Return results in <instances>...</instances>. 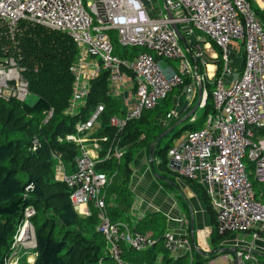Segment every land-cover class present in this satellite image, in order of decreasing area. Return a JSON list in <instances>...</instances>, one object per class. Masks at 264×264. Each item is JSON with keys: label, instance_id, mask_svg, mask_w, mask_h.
Instances as JSON below:
<instances>
[{"label": "built area", "instance_id": "2783aa9c", "mask_svg": "<svg viewBox=\"0 0 264 264\" xmlns=\"http://www.w3.org/2000/svg\"><path fill=\"white\" fill-rule=\"evenodd\" d=\"M163 4L166 12L160 11L157 17L144 0H90L85 6L82 0H0V25L12 36L21 21H28L72 41L78 53L69 68L73 83L65 115H76L87 98L88 82L100 74L106 77L109 96L123 95L125 113L109 119L116 135L100 161L122 156L124 150L116 136L127 122L139 119L143 111L156 108L171 91L184 86V77L190 76L197 83L202 80L197 68L198 63L207 65L204 55L198 47L188 49L195 62L191 66L171 25H183L204 35L219 49L222 62L220 75L213 78V113L201 129L187 132L167 150V165L179 177L204 186L219 234L253 232L258 238L256 231L264 233V205L255 198L244 160L252 163L254 180L264 186V25L249 0H163ZM111 33L121 48L143 51L131 59L117 57ZM234 41L243 45L244 52L243 69L237 78H231L228 61L229 44ZM151 54L160 60H179L178 71L164 70ZM128 90L132 94L126 95ZM29 94L16 59H0V99L24 102ZM102 112L103 106H96L84 121L75 124L73 134L58 138V142L71 143L77 149L73 171L67 174L59 170L58 181L69 189V201L79 216L88 217L89 207H93L97 231L103 235L110 257L116 264H126L120 245L140 252L154 242L125 223H112L107 215L101 190L109 177L96 169L98 159L82 144V137L97 127ZM51 115L49 112L44 121ZM100 141L106 143L108 138ZM37 147L34 140L32 149ZM34 215L32 206L24 208L4 264H19L18 257L35 248ZM162 243L168 252L179 248L190 251L188 238L172 230L163 234ZM255 262L249 250H239L228 264Z\"/></svg>", "mask_w": 264, "mask_h": 264}, {"label": "trees", "instance_id": "16d2710c", "mask_svg": "<svg viewBox=\"0 0 264 264\" xmlns=\"http://www.w3.org/2000/svg\"><path fill=\"white\" fill-rule=\"evenodd\" d=\"M254 10L257 16L261 13L258 9ZM213 47L220 56L215 73V77H218L222 66L221 54L215 45ZM77 53L72 41L60 32L21 21L16 32L10 36L0 25V59H16L28 82L30 94L36 96L33 105L13 98L0 99V264H4L9 255L13 236L26 206H32L35 210L31 219L35 236L33 264H116L108 253L103 235L97 231L96 211L92 209L88 217L79 216L69 201V189L54 179L55 159L59 156L64 165L73 169V158L77 153L74 145L58 142V138L63 139L74 133L75 124L84 121L98 105L103 106L99 134L112 138L116 130L108 121L123 113L120 101L108 95L105 75L100 74L90 82L86 104L78 118L64 114L72 93L73 77L69 68L76 61ZM239 61L240 73L244 59ZM200 67L198 63L197 74L201 73ZM188 81V77H184V85ZM212 87L213 83L205 84L203 115L184 128L190 131L201 129L205 118L213 113ZM175 90L163 100L165 108L170 105L169 95ZM156 109L143 111L139 119L127 122L117 134L119 147L124 150L120 159L111 157L96 165L97 170L111 178L109 184L102 188V194L112 223L128 225L125 212L131 204L128 186L131 164L136 154L140 150L150 151L153 145V154L155 150L160 158L159 168L165 169L167 164L166 152L170 144L161 146L163 129L153 124ZM49 112L52 115L45 122ZM34 140L38 143L35 150L32 149ZM106 145L102 143L103 147ZM244 164L255 198L264 205V186L254 180L252 163L245 159ZM27 186L30 188L26 190ZM202 195L208 209H212L206 194ZM213 217L211 241L217 245L230 233L219 234ZM165 223L161 213H153L143 218L135 229L128 225L132 230L149 235L154 244L140 252L120 245L122 260L126 264H156L157 253L161 252L162 258L158 264H197L200 257L196 253L190 263L187 256L176 260L168 257L169 253L162 243Z\"/></svg>", "mask_w": 264, "mask_h": 264}, {"label": "crops", "instance_id": "0c3cea01", "mask_svg": "<svg viewBox=\"0 0 264 264\" xmlns=\"http://www.w3.org/2000/svg\"><path fill=\"white\" fill-rule=\"evenodd\" d=\"M249 1L250 3H253L255 9H258L260 12L261 10L262 12H264V9H262L264 7L262 1ZM177 29L181 33L184 40L183 46L186 50V52L184 53L186 54L189 62L191 63V66L194 67L195 62L193 58L188 55V49L192 47L190 46V37L189 39H186V36L191 35L189 31L190 29L189 27L183 25L177 26ZM200 35L204 38H202L201 41L203 42L202 46L205 49V46H209L207 42L210 41H208V39L204 35ZM111 39L118 46L116 41V35L114 33H111ZM135 55L137 54H126V57L124 56V59H131ZM151 55L156 61H158L160 65H162L161 67H163L164 70L174 72L178 71V67L175 68L169 62L160 60L156 58L153 54ZM200 66V68L211 67V70L204 68V72L198 74L202 76L201 84H198L197 82L192 80L190 76H186V78L188 77L189 81L184 86L176 88V90L169 95L170 105L165 108V104L163 101L157 106V113L153 118V124L161 127L163 129L162 133L168 131L163 137L161 146L167 143L166 137L169 134L172 133L173 135L175 133H182L183 130H186V133L189 132L190 130L184 128V126L189 123H194L198 119V117L194 116L195 111L187 118L186 115L193 109V105L197 103L198 86H200V88L202 89L203 95L202 100L197 108L203 107L201 106V103L203 102L204 105L206 99V89L205 84L203 85V83H205L207 79L215 78V73L217 70V66L212 64ZM92 80L88 82L89 90L90 82ZM213 81L214 79H212L211 82L207 83H213ZM128 93L132 94V90H128V92H126L125 94L128 95ZM116 99L120 101L123 113L113 117L120 118L125 113L126 107L123 104V95ZM86 100L85 103L78 108L75 117L77 116L78 118L80 110L86 104ZM179 122L182 123L181 129L174 131L175 124ZM101 124L102 123L100 121L95 129L89 131L82 137V144L86 149L87 153L92 158L98 159V163L105 161L100 160L103 159L104 153L108 149L113 139V137L109 138L108 136H106L108 138V142L104 143L100 141V138L105 136L99 134L101 130ZM185 134L180 135L176 144L184 138ZM256 137L260 138V134H256ZM102 143L107 144L106 147H103ZM173 146L174 145L172 143L170 144L169 148H172ZM149 154L150 151L147 152L145 150H140L134 157L131 164V175L129 177L128 186L129 194L131 196V204L129 210H127L125 214L128 218V225H130L132 229H135V227L138 226L140 221L146 216L153 213H161L165 217V232L167 230H172L176 235L186 236L190 245V251L186 250L185 248H179L173 252H168V257L173 260L187 256L189 257L190 263L193 260V254L196 253L200 257V259L196 261L197 264H228L232 261L237 251L249 250L253 258L256 260L255 264H264V233L256 231L258 238L253 237V232L232 233L229 234L227 237H224L220 241V243L214 245L211 241V233L214 227L213 216L215 215H213L212 209H208V205L203 199L202 193L205 195L204 186L200 182L186 180L179 177L168 167L167 164L165 166V169H160L158 166L160 163V158L156 155L155 150L153 154L152 171L149 164ZM55 161V180L58 181L59 170H63L67 174L71 173V170L73 171V169H71L67 165H64V163L61 162L59 156L57 157V159H55ZM110 179L111 178H109V182ZM101 197L104 200L102 190ZM92 209L93 207L90 206L89 211H91ZM178 219H181L182 222H176ZM160 245L162 247V244ZM212 252H214V254L210 255ZM161 258L162 254L161 252H158L155 259V263H160ZM23 259L26 263L33 264L35 260V254L31 252L28 255L22 256L20 260Z\"/></svg>", "mask_w": 264, "mask_h": 264}, {"label": "rangeland", "instance_id": "374dc122", "mask_svg": "<svg viewBox=\"0 0 264 264\" xmlns=\"http://www.w3.org/2000/svg\"><path fill=\"white\" fill-rule=\"evenodd\" d=\"M87 2H90V0H82V3H83L84 6L86 5ZM144 2H145V4H146L147 7L148 6H152L153 7V9L151 11V14H154L157 17H158V14H159L160 11L161 12H166L165 11V8H164L163 0H150L149 2H147V1L144 0ZM251 8L253 10L255 9V6L253 5V3H251ZM258 17H259V19L261 20V22L264 25V12H262V10H261V13L258 14ZM190 33H191V35H188V36L185 35L186 36V39H189V37H190V41H191L190 42V46H192V47H198L200 49V51L202 52V54L204 55V57L206 59V63L207 64H212V65H216V66L218 65L219 66L220 56H219L218 51L213 47V45L210 42H207L209 44V46H207V47L205 46V49H204V47L202 46V43L203 42L201 41L202 38H203L200 35L201 33L199 31H197V30H191ZM112 45H113V49H114V54L117 57H119V58H122V56H125V54H135V53L138 54L142 50L140 48H128V49H124V48H121L120 46L118 47L114 41H112ZM179 45H180V48L182 49V51L183 52H186L183 44L180 43ZM229 50H230V54H229V57H228V61H229V67L232 70L231 78H237L239 76V74H240L239 73V64H240V61L239 60H241V62H242L243 59H244L243 45L241 43L237 42V41L231 42L229 44ZM213 55H215V56H213ZM163 61H167V60H163ZM167 62H169L170 64H172L175 68H177L179 66V60H168ZM160 66H162V65H160ZM218 66H217V68H218ZM161 68H163V67H161ZM204 68L208 69L209 67H204ZM204 68H201V73L204 72ZM212 79L213 78L207 79L205 81V83H203V85L204 84H206V85L210 84V83H207V82H211ZM201 83H202V81L200 82V84ZM211 90H212V88H211ZM205 97H206V94H205ZM35 101H36V96H34L32 94H29L28 97H27V99L25 100V104H27V105H33ZM195 105H196V103H195ZM195 105H193V107ZM203 112L204 111H202V108H197L195 110L194 116L200 118L203 115ZM181 126H182V123L181 122L176 123L175 126H174V131L180 130L181 129ZM185 133H186V130H183L182 133H175L173 135H172V133L169 134L166 137L167 144H172L173 143V145L175 146L178 138L180 137V135L181 134L183 135ZM34 239H35V236H34ZM34 251H35V248L25 250L18 257L19 264H24V263L25 264H28V263L25 262L24 259L23 260H20V259H21L22 256L28 255L31 252L33 254H35Z\"/></svg>", "mask_w": 264, "mask_h": 264}, {"label": "water", "instance_id": "95a60500", "mask_svg": "<svg viewBox=\"0 0 264 264\" xmlns=\"http://www.w3.org/2000/svg\"><path fill=\"white\" fill-rule=\"evenodd\" d=\"M167 17H168V19H171V18H172L171 14H170L169 12H167ZM171 27H172V29L174 30V32L176 33V35H177L179 41H180L182 44H184L183 37H182L181 33L178 31L176 25L172 24ZM198 84H199V83H198ZM202 95H203V94H202V89L200 88V86H198V100H197V103H196V105L193 107V109H192V110L186 115V118L189 117V116H190V115L196 110V108L199 106V104H200V102H201V100H202ZM172 128H173V127H172ZM167 132H168V131H165L164 133H162V134L160 135V137L164 136ZM149 156H150L149 164H150V167H151V169H152V171H153V145H151V147H150V154H149Z\"/></svg>", "mask_w": 264, "mask_h": 264}, {"label": "bare ground", "instance_id": "6f19581e", "mask_svg": "<svg viewBox=\"0 0 264 264\" xmlns=\"http://www.w3.org/2000/svg\"><path fill=\"white\" fill-rule=\"evenodd\" d=\"M260 1H262V0H260ZM260 3H262V2H260ZM262 4H263V3H262ZM208 70H211V67H209Z\"/></svg>", "mask_w": 264, "mask_h": 264}]
</instances>
